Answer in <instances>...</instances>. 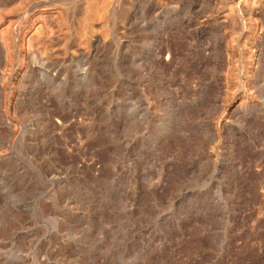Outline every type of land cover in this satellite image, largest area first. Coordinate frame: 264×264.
<instances>
[{
  "label": "rangeland",
  "instance_id": "1",
  "mask_svg": "<svg viewBox=\"0 0 264 264\" xmlns=\"http://www.w3.org/2000/svg\"><path fill=\"white\" fill-rule=\"evenodd\" d=\"M0 264H264V0H0Z\"/></svg>",
  "mask_w": 264,
  "mask_h": 264
}]
</instances>
